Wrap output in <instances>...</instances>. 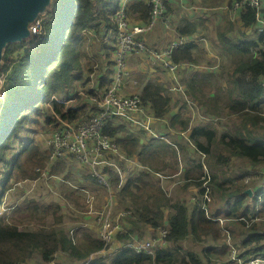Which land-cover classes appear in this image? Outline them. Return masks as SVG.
Listing matches in <instances>:
<instances>
[{"label":"trees","instance_id":"16d2710c","mask_svg":"<svg viewBox=\"0 0 264 264\" xmlns=\"http://www.w3.org/2000/svg\"><path fill=\"white\" fill-rule=\"evenodd\" d=\"M118 1L121 0H49L38 15L41 26L38 33L34 35L28 31L24 38L5 44L0 61V79L3 81L4 93V105L1 111L4 121L0 130V150L5 148L10 139L17 137L27 118L28 110L36 113L30 128L32 133L44 129V123L47 126L54 124V119L50 115L40 122L36 101H33L32 97V91L37 85L44 88L47 100L51 95L59 94L66 85H85L84 73L93 72L94 64L91 61L87 62L86 71L82 72L81 66L76 63L78 62L77 40L82 30L90 26L103 37L102 29L106 30L112 25V16L119 8ZM228 2L230 7L232 0ZM147 10L141 0L127 5V14L135 22H143ZM262 13L264 14V2ZM238 20L240 28L244 30H252L256 24L255 13L251 9L241 10ZM192 31L194 29L189 28L187 24L180 28L181 34ZM252 32V36L244 40L229 39L225 34L218 37L224 50L222 54L231 58L234 64L232 69L227 71L229 75L227 82L229 81L230 85L224 87V94L213 95L223 99L220 108L213 102V96L203 102L202 97L198 95L201 91L199 83L208 75L190 77L185 83L186 89L191 93L187 94L188 98L192 102L198 100L202 105L200 114L207 117V120H215L222 113L241 120L239 126L234 127L232 123L230 128L227 122L223 130H219L220 123L211 125L209 121H203L201 126L187 130L188 135L184 140L187 147L185 152L193 149V153L199 155V167L203 176L207 172L208 179H202L203 176L186 177L187 182L183 188L189 186L196 188L186 198L172 196L167 192L162 183L167 178L171 180L180 170V166L181 173L187 168L186 163L184 166L182 163L179 165V162L177 164L178 153L176 155L173 149L174 164L165 163L157 153L153 158H149L152 152L148 156L146 153L140 159L143 169L126 176L123 186L117 190V196L123 207L134 215L135 223L128 229L129 235L142 238L145 227L155 230L167 222L169 246L164 250L156 251L154 256L135 254L129 249H123L109 263L93 259L89 264H213L216 260V251L212 246L203 248L199 254L193 251L191 246H183V243L186 241L189 244L201 243L206 239L208 243L211 240L219 242V233L222 231L227 232L231 244L242 259L264 257V185H256L258 190L251 199L244 193L250 186L243 184L242 179L250 170L259 169L257 163L264 165V117L260 116L264 104L260 86V81L264 77V51H250V48H259V41L264 36V32L257 37L255 30ZM241 34L245 36V32ZM79 40L80 50L82 49L84 54V44L81 38ZM154 41L152 39L150 45L156 47L159 42ZM195 46L189 43L184 48L173 49L172 61L177 64L197 62L198 59L193 52ZM104 54L106 58L109 57L107 52ZM40 74L42 76L38 80ZM105 84L106 80L101 79L100 87ZM139 95L156 118L163 119L168 114L170 98L159 83L146 82L141 87ZM31 98L33 100L28 102L27 100ZM53 110L66 121L79 119L86 113V108L80 104L64 112L63 106L55 103ZM245 124L249 125L247 132H245ZM179 125L181 132L186 131L189 126L188 118L180 121ZM232 127L236 137L231 135ZM122 132L125 133L124 136L120 135ZM103 133L122 146L127 155L139 156L142 144L127 125H115L110 120ZM26 138L22 137L20 152L13 158L5 160L4 153L0 151V163H4V169L7 171L5 181H2V194L8 190L17 191L16 184L19 182L36 180L40 176L36 168L41 171L46 165V155L40 152L38 144L32 138ZM24 139L26 140L22 143ZM159 148L166 149L161 143L152 150ZM235 157L239 160L237 163L233 162ZM150 176L154 182L150 180ZM159 176L165 177L163 182ZM110 180L114 186L119 183V179L112 173ZM204 183L208 188L209 200L203 199ZM18 190L20 203L26 202L28 195L22 193L20 187ZM142 192L146 194L141 195ZM247 198L251 199V204L248 203L249 199L246 201ZM74 204L79 205L76 200ZM202 206L205 208H201ZM38 208L37 201L29 199L25 210L28 209L33 213ZM45 208L49 209V207ZM55 208H59V211L61 209L58 206ZM255 218L259 219L258 224L252 222ZM215 219H220L222 223ZM248 222L251 223L247 224ZM101 247L102 244L98 239H93L85 231L74 242L65 231L59 232L55 228L21 230L16 224L8 223L0 217V264H26L32 260L34 254H38L42 262H48L54 259V255L58 252L66 253L71 260L80 262ZM227 250L228 246L225 251Z\"/></svg>","mask_w":264,"mask_h":264},{"label":"built area","instance_id":"2783aa9c","mask_svg":"<svg viewBox=\"0 0 264 264\" xmlns=\"http://www.w3.org/2000/svg\"><path fill=\"white\" fill-rule=\"evenodd\" d=\"M135 1L137 0H121L119 8L112 16V25L106 30L102 29L104 35L101 37V41L111 46L109 57H107L109 59L104 57L107 61L102 66V71L97 74L96 65H93V72L84 75L85 85L78 84L74 94L72 93L67 98H60L54 94L49 97L47 105L51 110L50 117L54 119V124L47 126L44 123V129L33 133L34 136L30 137L38 144L40 152L46 155V165L41 171L36 168V171L40 172V176L36 180H25L16 184V187H20L21 191L24 190L26 195H28L27 183H30L36 188L39 187L46 196L54 194L56 187L68 185L73 189L71 191L74 193L76 191L82 197V207L78 213L83 216L92 215V225L97 229L96 239L102 244V247L92 252L87 259L77 261V264H89L93 259L108 263L123 249H129L135 254L154 256L156 251L164 250L169 246L167 222L155 230L148 226L145 227L143 230L147 229L150 233H143L142 238L129 235L128 229L135 223L132 221L134 215L130 210L117 207L116 193L123 186L126 176L131 175L132 171L143 169V167L134 156L127 155L122 146L103 131L107 122L111 120L115 125H127V128L133 132L139 131L150 137L155 136V126L161 119L151 114L141 100L139 91H133L134 86H141L139 79L133 78L131 75L134 70L133 63L138 57H141L148 65L151 63L162 72L167 73L171 83L168 89L172 94L180 88L178 78L182 72L186 71V65L174 63L171 59V51L175 48H182L184 44L192 40L174 39L165 48H155L149 45L148 40L158 28L163 27L169 30L171 27L172 14L168 10L171 0H141L148 9L143 22H135L127 14V5L133 4ZM263 2L264 0H232L230 7L224 6L222 9L227 11L231 21L241 10H253L256 24L252 30H255L257 37L264 32ZM180 5L182 9L185 8L181 1ZM191 7L189 6L192 10H198L195 6ZM40 28L39 21L30 27L33 29V34H37ZM252 30L245 31L247 34H253ZM81 36L83 40L90 42L96 37V33L94 29L86 28L82 30ZM259 43L258 49L250 48V51H264V36ZM101 79L106 80L103 87H100ZM260 86L264 98V77L260 81ZM55 103L62 105L64 112L80 104L86 108V113L79 119L66 121L53 110ZM185 104L188 105L191 112V126L198 121H209L207 117L193 111L195 102L186 100ZM260 116L264 117V110ZM123 133L120 135L124 136L125 133ZM60 162L69 164L72 173L80 172L79 177L85 175L94 180L97 185L103 188V195H95L89 189L73 184L66 175L49 174L51 166H58L61 164ZM111 173L119 179L116 186L110 180ZM159 178L160 180L165 179L162 176ZM204 178L208 179L207 172L204 173L202 179ZM203 188H205L203 199L209 200L206 183ZM100 197L102 199L98 202ZM65 202L68 201L65 200ZM69 206L71 210H75L74 206ZM201 208H205V206ZM166 218L167 214L165 220ZM87 226L86 221L74 224L75 229ZM224 232L227 234L226 231ZM127 234L129 236L125 238L124 236ZM226 244L229 264H264V257L242 259L238 255L237 249L229 241L228 236ZM55 256L56 254L54 259L43 262V264H63L56 260Z\"/></svg>","mask_w":264,"mask_h":264},{"label":"rangeland","instance_id":"374dc122","mask_svg":"<svg viewBox=\"0 0 264 264\" xmlns=\"http://www.w3.org/2000/svg\"><path fill=\"white\" fill-rule=\"evenodd\" d=\"M229 0H190V4H192V6H195L198 8V10H201V14L203 15V13L209 14V13H217V12H221V14H226L227 11L222 9L224 6H222L223 3H226ZM119 3H121L120 1H118ZM228 6V5H226ZM181 10H185L181 9ZM181 10H178L177 13L181 14ZM198 10H196V12H199ZM183 14H187L185 12H183ZM38 15H40V11L36 12V15L34 17H32L29 21H28V31H31V34H33V29H30L32 24H35L37 21H40L38 19ZM222 16V15H221ZM228 20V21H227ZM227 23L231 24L232 22H229V18L228 17H224L222 16L220 24V30L222 31V25H225V27H227ZM208 30L205 31V34L209 35L213 32L212 29V25L208 22L206 24ZM201 30V29H200ZM236 31H238L236 29ZM36 35V34H34ZM160 36V40L158 41L159 44L155 47V48H162L165 45L164 44L161 46V44L163 43L161 40V35ZM81 38L83 44H84V54L82 49L80 50L79 47V39ZM80 38L77 40V47H76V58L77 64H79V66H81L82 72L86 71V66L85 64L89 61H91L94 65H96V71L97 74H99L102 70L100 69L101 66H104L105 62L107 61L106 56L104 54H101V52H103L104 49L101 50V46L100 44H102L100 42V37H98V43L96 44V40L93 41V38L90 42H87V40H83L82 36H80ZM153 39V35L151 36V38L148 40V44L150 45L151 40ZM213 41H216V37L213 38H209ZM210 40V42H212ZM155 42V41H154ZM213 43V42H212ZM86 46L90 47V50L88 48H86ZM111 47L108 43H106V47L108 48ZM154 47V45H152ZM216 48V47H215ZM217 49V48H216ZM222 49V43L220 41L219 43V47H218V51L217 53H219V57H220V62L218 63L217 67L214 68L213 70V74H216V71L219 70V77H216L215 75H213L212 77H210V74H208V78L201 84L200 89L201 91L198 93L199 95L205 94L207 96V94H211V95H221L224 94L225 88L224 87H228L230 85V82L228 80L229 75L227 74V71H230L233 67V62L231 60V58H229L226 55L220 54V50ZM197 58L199 59V63H205V65L207 64L208 66H213L214 62L213 61H209V59L206 57V54L204 52L200 53V51L197 53ZM104 55V56H103ZM104 57L106 59H104ZM81 61V62H80ZM135 64V63H134ZM138 65V64H137ZM147 65L143 66L142 69L140 70V68H137V71L134 72L135 76L139 79L140 83L143 79V77H145V75L143 74L144 72H146V69H151L150 66L152 67L153 65L150 63L147 67ZM88 68H90V66H88ZM81 69H80V73H81ZM157 72V71H156ZM158 73V72H157ZM84 75H86V73H84ZM161 75V74H159ZM39 78L38 80L41 78V74L38 75ZM83 80V78L81 79V81ZM39 82V81H38ZM79 83V82H78ZM2 85H3V81L0 79V118L1 116L3 117V115L1 114L2 112V108H3V98H4V93H3V89H2ZM78 84L73 86H68L66 85L64 88H62L61 92L59 94H54L56 96H59L60 98H67L68 96H71V94L75 93L77 90ZM141 88L140 85L136 86L133 91H139ZM32 97L31 99H28V102L36 101V109L38 114L41 117V121L44 120V118L46 116L50 115V108L47 105V98L45 97V90L41 85H37V87L35 89H33L32 91ZM185 93V92H184ZM191 94V93H188ZM182 99L184 98L183 95ZM27 98V96H25ZM214 98L212 99L214 102V99L217 98V96H213ZM215 103V102H214ZM178 104V102L176 103ZM216 104V103H215ZM188 106V105H187ZM181 107L180 110H183V113L181 114L179 111V114L186 118H189L188 115V107ZM170 108V107H169ZM194 112H198V106L193 108ZM200 111V109H199ZM28 115L26 120L24 121V123L22 124V128L20 129V131L18 132V135L16 138H12L10 139V141H8L6 143V146L4 149H1L0 151H2L4 153V156L6 157L5 160H9L11 158H13L15 155H17L20 152V146H21V139L24 136V138L28 139L31 136H34L33 132L30 130V128H32V122L35 119V115L36 113L33 111H29L28 110ZM231 118H227L225 115H222L221 117L215 119V121H218L219 126L221 125L219 130H223V127L227 126V122L232 119ZM179 119V118H178ZM4 121V118L0 119V130L2 128V123ZM41 124V123H40ZM135 135H137V137L139 138L140 144H142L141 150L139 152V156L135 157L136 161L138 163H140L142 165V162H140V159L143 158L144 155L147 156L149 155V158H153V156L155 155V153L158 154V156L160 157V159L162 160L166 158L167 156V151L159 148V150H152L150 145H153L154 143H152V139L158 138V134H155V136H148L147 134H145L144 132L139 133L138 132H133ZM124 134V133H123ZM233 137H236V134L232 133L231 134ZM253 136V135H252ZM22 140V143L25 142V140ZM143 144L145 145L143 147ZM154 151V152H153ZM199 157V155L194 156V158L197 160ZM160 159H157L158 161H161ZM182 156L178 155V162L179 165L182 163ZM155 162V161H154ZM61 166L59 168H57V166H51L50 168V172L49 174H55V175H66L69 179V181H71L73 184H76L78 186H82L84 188L89 189L90 191H92L95 195H103V188L100 187L99 185H97L95 183L94 180L89 179L88 177H86L85 175H82L81 177H79V174H81L80 172H71V170L69 169V164H66L65 162H60ZM152 163V162H151ZM258 164V168L257 170L254 171H249L246 173V176L243 177V184L245 183V185L250 186L249 189H251V191H253V195L255 194V192L258 190V187L256 185H260L263 186L264 185V165ZM256 164V165H257ZM148 167V164H147ZM149 168V167H148ZM151 169V168H150ZM138 171V170H137ZM6 170L4 169V163L1 162L0 163V217H3L5 219L6 222L8 223H12V224H16V226L19 229H24V230H31L33 228H37V229H44V230H50V229H57L59 232H66V234L69 237H72L74 234V237L78 238L82 232H87V230L84 229H76L74 227V224L77 222H85V220L83 221L84 217L83 214L78 213L81 210L82 204H81V200L82 197L79 196V194L75 191V193H73L71 190H73L71 187H69L68 185H64V186H58L55 188V193L51 194V196H46L45 194H43L38 188H36L35 186H33L30 183H27V192L29 194V196L27 197V201L26 202H21L20 203V193L17 187V191L13 192L14 190H12L11 192L8 190L6 192H3V188H2V181H5V176H6ZM239 172V171H237ZM135 172L132 171V174H134ZM150 180L154 182V179L152 178V176H150ZM247 180V182H246ZM167 192H169L172 196H176V194H178L177 192H175V189L178 188L177 184L175 186H172V182L169 184H164L163 185ZM256 187V188H254ZM177 191V190H176ZM185 192V191H184ZM194 192V189L192 188V191H190L188 194H192ZM146 194L145 192H142L141 195ZM182 198H186L184 197V195L181 196ZM259 199L261 198L258 197ZM29 199H34L37 201V205H38V210L34 211L33 213H30L27 210H25V208H27L28 206V201ZM249 198L246 199V201ZM252 199V198H251ZM251 199L248 200V203H252ZM64 200L68 201L65 202ZM75 200L78 202V206L74 204ZM104 201V199H103ZM116 201L118 202V204L123 207L122 203L120 202L117 193H116ZM74 204V205H73ZM72 205L75 207V210H71L70 206ZM8 206V207H7ZM56 206L60 207V211L58 210L59 208H55ZM68 206V207H67ZM45 207H49V209L47 210ZM92 218L90 217V220L86 221L91 223ZM132 221H135L132 220ZM253 223L258 224L260 221L258 218H255L254 220H252ZM251 222H248L247 224H249ZM90 227V226H88ZM259 227H261L259 225ZM78 235V236H77ZM226 240H227V234L222 231L221 233H219V242H214V241H210L209 243L207 242V239L201 243H194V244H189L188 241H186L185 243H183V246H191L192 250L195 251L196 253L201 252V250L205 247H209L212 246L216 253H215V257L216 260L213 264H227V258H228V251H225L226 249ZM230 241V239H229ZM226 245V246H225ZM56 260H58L60 263L62 262L63 264H77V261H74L75 259H70L68 257V255L66 253H62V252H58L56 253L55 256ZM26 264H43V262L41 261L40 257L38 254H34L32 260L28 261Z\"/></svg>","mask_w":264,"mask_h":264},{"label":"crops","instance_id":"0c3cea01","mask_svg":"<svg viewBox=\"0 0 264 264\" xmlns=\"http://www.w3.org/2000/svg\"><path fill=\"white\" fill-rule=\"evenodd\" d=\"M180 1H181V4L184 5L185 10H181L182 8H181V5H180ZM228 3L229 2L227 1L226 3H223L222 6L228 5ZM189 6L190 7L192 6V4H190V0H183V1L182 0H171L170 8H168V10L172 14V21L171 22H172L173 26L169 29V33L168 34L166 32V29L160 28L157 31V34H154L153 40L159 41L160 40V36L159 35H161V40H163L162 41L163 43L161 44V46H162L164 44V42L166 41L168 36L169 37H172V36L181 37V36H183L186 39L192 40V41L195 42L196 46H195L193 52H194L196 58L198 57L196 52L197 53L199 51H200V53L204 52L206 54V57L209 59V61H213L214 62L213 66L215 67L220 62V57L218 55L219 53H217L218 51H216V50H218V47H219L218 37L221 34H225V36L227 38L233 39V40H244V39H246L247 37L243 36V34H241L242 32H245L246 36H248V37L252 35V34H247L244 29L240 28L239 20H238L240 12L236 13V17H235V19L233 21L229 20V22H232V23L231 24L227 23V27H225V25H222V31H221L220 30L221 18H222V16L229 18V14L228 13H226V14L225 13L221 14V12L220 13L219 12H217V13H209V14L203 13V15H202L201 12H196L195 10L190 9ZM178 10H181V14L177 13ZM183 12H185L187 14H183ZM208 22L212 25V29H213V32L211 34H209V35L205 34V31L208 30V28L206 26V24ZM186 24L189 26V28L192 27L194 29V31H192L190 33H187V34H181L180 28H182ZM88 28L94 29V27H91V26L88 27ZM236 29L238 31H236ZM95 33H96V31H95ZM98 37H100V42H101V36L96 33V37L94 39V41L96 40L95 41L96 44L98 43V39H99ZM213 37H216V41H213V40L209 39V38H213ZM210 40L213 43L210 42ZM101 43L102 44H100V46H101V50H102V49H104L106 44H104V42H101ZM86 48H88L90 50V47L86 46ZM105 48L106 49L103 50V54L105 52H107L109 54V46H108V48L107 47H105ZM219 50L221 52L220 54H222L223 51H224L222 49H219ZM222 56H223V54H222ZM134 63H133L134 70L132 71L131 75H132L133 78H136L134 72L137 71V68L139 67L140 70H141L143 66H145V65L148 66V64L141 57H138L135 60ZM150 68L151 69H146V72H144L143 74L145 76H147V80L149 82L159 83L164 88L166 95L170 98V102H169V107L170 108H169L168 114H166V116L163 119H161V121L159 123H157L156 126H155V131L154 132L156 134H158V138H155L154 141H152V143H154V144L151 145V148L152 149L156 148V146L161 145V143H163L164 148H166L165 150L167 151V156L164 159V162L167 163V164H174L175 163V161L173 159V156H172V153L174 152L173 149L176 151V155L178 153L179 156H182V158H183L182 164L184 166V164L186 163L185 167H187V168L183 167L184 168V172L181 173V167H180V170L178 171V173H176L172 177L171 180H169L168 178L165 181H164V179H161V182L164 181L162 183L163 185L164 184H169L171 182H172V186H175L177 184L178 188L175 189V192H177L178 194H176V196L184 195L186 197V196L190 195L188 193L190 191H192V188L194 189V191L196 190V188H194L193 186H189L187 188H183L185 182H187L185 178L186 177L189 178V177L203 176V173H202L201 167H199V163H198L199 157H198L197 160L194 158V156H197V155L195 153H193V149L192 150L189 149L188 152H185L187 147L185 145L184 140H186V136L188 135L187 134V130H190L193 127H196V126H201L203 124V121H198L195 124H193V126H191L190 125L191 112H190V110H188L189 118L188 117H186V118H188V120H189V126L187 127L186 131L181 132L182 130L180 128L181 125H179V122L184 120V117H182L179 114V111L182 114L183 110H180V108L181 107H185V104H184L185 101H184V99H182V96H181V95L184 96V94H181L179 91H176V92L171 94V91L168 89V86H169V80H168L169 77H168V75L167 74L159 75L157 73L158 72L157 68H153L151 66H150ZM100 69L102 70V66L100 67ZM212 72H213V70H212ZM212 72L208 73V74H210V77H212L213 75H215L216 77H219V75H220L219 70L216 71V74H213L214 72L213 73ZM193 73H197V72L194 71V70H192V71L189 70V71L182 72V77H181V81H180L181 84H183V82H186V80L188 78L193 77V75H192ZM208 76H207V78H208ZM204 81H201L199 83L200 86H201V84ZM181 86H183V85H181ZM135 87L136 86H134V88ZM200 96L202 97V100L204 102V101H206L207 98H212L213 95L207 94V96H206L205 94H202ZM218 98H215L214 102L217 103L218 108H220L221 105L223 104V99H220V98L218 99ZM217 99H218V102H217ZM177 102H178V104H176ZM197 106H198V112L196 111V113L201 115V116H204L203 114H200L199 109L202 107V105L199 104L198 100L196 101V107ZM262 110H264V104L262 105ZM222 115H225V114L222 113ZM226 117L227 118L233 117L232 119H230L228 121L229 128H230V125L232 123H234L233 124L234 127L240 125V122H241L240 119H236V117H234L232 115L229 116V117L228 116H226ZM171 119L173 121H171ZM218 121H215L213 119V120H210L209 122H210L211 125H215L216 122H218ZM174 122H175V124H174ZM248 127H249V125L245 124V132H247V128ZM233 130H234V128L232 127L231 132L234 134L235 132ZM134 132H138V131H134ZM188 147L190 148L191 146H188ZM190 161H193V162L191 163ZM238 161L239 160H237V158L235 157L233 162L237 163ZM176 162L178 164L177 159H176ZM252 164H250V166H253ZM60 166H61V164L59 165V167ZM251 168H254V167H251ZM187 170H188V175H186V171ZM250 171H253V170H250ZM22 193H24V190H22ZM28 196H29V194H28ZM101 199H102L101 197L98 198V202ZM117 207L118 208H122L119 204H117ZM90 217L92 218V215H86L84 217V220L88 221V220H90ZM87 223H88V226H90V227L87 226V227H85V229L93 237V239H96V234H97L96 227H94L92 225V220H91V223H89V222H87ZM80 229H84V228H80ZM143 233L148 234V233H150V231L146 229V230L143 231ZM70 238H73L74 242H75L76 237H74V234Z\"/></svg>","mask_w":264,"mask_h":264},{"label":"water","instance_id":"95a60500","mask_svg":"<svg viewBox=\"0 0 264 264\" xmlns=\"http://www.w3.org/2000/svg\"><path fill=\"white\" fill-rule=\"evenodd\" d=\"M49 0H0V61L5 44L28 34V21L43 9ZM245 194L252 197L251 189Z\"/></svg>","mask_w":264,"mask_h":264},{"label":"clouds","instance_id":"9594fccd","mask_svg":"<svg viewBox=\"0 0 264 264\" xmlns=\"http://www.w3.org/2000/svg\"><path fill=\"white\" fill-rule=\"evenodd\" d=\"M173 25H172V22H171V27H172ZM170 27V28H171ZM161 28H163V27H161ZM160 28H158L157 29V31L159 30ZM164 29V28H163ZM157 31L156 32H154V34H157ZM166 32H167V34L169 33V30L167 29L166 30ZM153 34V35H154ZM252 36V35H251ZM251 36H249L248 38H250ZM247 37V36H246ZM180 38H185V37H183V36H181V37H178V36H172V37H167V39H166V41H165V45L162 47V48H165V47H167L168 46V44L171 42V41H173L174 39H176V40H179ZM189 43H193V44H195V42L194 41H190V42H188V43H186V44H184V46L182 47V48H184L187 44H189ZM196 45V44H195ZM176 49V48H175ZM171 53H172V51H171ZM198 59V58H197ZM181 64H185L186 65V71H189V70H194V71H196L197 73H193L192 75L193 76H197V77H201V76H204V74H206V76L208 75V73H210V72H212V70H214V68H216L217 66H208V65H205L204 63H199V59H198V61L197 62H192V63H186V62H182V63H180V65ZM153 68H157V67H155V66H152ZM191 68V69H190ZM158 69V68H157ZM158 74H161V75H165V74H167V73H164V72H162L161 70H159L158 69ZM168 75V74H167ZM168 77L170 78V76L168 75ZM181 77H182V74L180 75V77L178 78V82H179V86H180V88L177 90V91H179L181 94H184V101H186V100H190L189 98H188V96H187V94L189 93L187 90H186V82H183V84H181ZM169 80V79H168ZM146 82H148V80H147V76H145V77H143V80L141 81V87L143 86V84H145ZM170 81H169V86H170ZM181 85H183V86H181ZM169 86H168V88H169ZM141 89V88H140ZM140 91V90H139ZM176 92V91H175ZM185 92V93H184ZM195 107H196V102H195ZM1 118H4V115H3V117L1 116ZM0 118V119H1ZM247 189H249V188H247ZM252 193H253V191H252ZM252 197H253V194H252ZM65 201V200H64ZM124 208V207H123ZM220 219H217V221H219ZM221 221V220H220ZM219 221V222H220ZM228 251V250H227ZM99 260V259H98ZM102 261V260H101ZM228 261V260H227ZM104 262V261H103ZM110 262V261H109ZM108 262V263H109ZM106 263V262H105ZM229 263V262H228Z\"/></svg>","mask_w":264,"mask_h":264}]
</instances>
